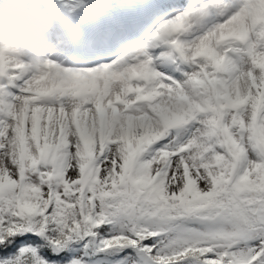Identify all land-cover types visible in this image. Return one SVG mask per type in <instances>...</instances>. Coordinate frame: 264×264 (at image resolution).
<instances>
[{
    "label": "snow or ice",
    "instance_id": "6c2138e0",
    "mask_svg": "<svg viewBox=\"0 0 264 264\" xmlns=\"http://www.w3.org/2000/svg\"><path fill=\"white\" fill-rule=\"evenodd\" d=\"M0 264H264V0H3Z\"/></svg>",
    "mask_w": 264,
    "mask_h": 264
}]
</instances>
